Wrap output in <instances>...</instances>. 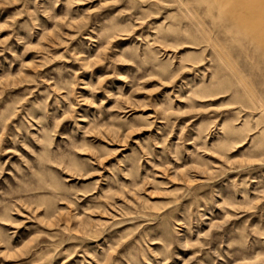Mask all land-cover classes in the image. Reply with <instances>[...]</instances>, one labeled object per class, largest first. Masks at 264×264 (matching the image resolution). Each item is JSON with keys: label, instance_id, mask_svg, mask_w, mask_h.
Here are the masks:
<instances>
[{"label": "rangeland", "instance_id": "374dc122", "mask_svg": "<svg viewBox=\"0 0 264 264\" xmlns=\"http://www.w3.org/2000/svg\"><path fill=\"white\" fill-rule=\"evenodd\" d=\"M0 264H264V0H0Z\"/></svg>", "mask_w": 264, "mask_h": 264}]
</instances>
